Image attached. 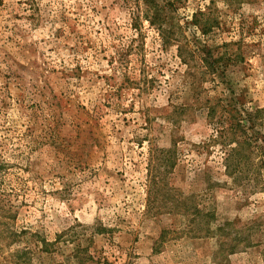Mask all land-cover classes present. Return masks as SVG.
<instances>
[{
	"label": "rangeland",
	"instance_id": "rangeland-1",
	"mask_svg": "<svg viewBox=\"0 0 264 264\" xmlns=\"http://www.w3.org/2000/svg\"><path fill=\"white\" fill-rule=\"evenodd\" d=\"M0 264H264V0H0Z\"/></svg>",
	"mask_w": 264,
	"mask_h": 264
},
{
	"label": "trees",
	"instance_id": "trees-1",
	"mask_svg": "<svg viewBox=\"0 0 264 264\" xmlns=\"http://www.w3.org/2000/svg\"><path fill=\"white\" fill-rule=\"evenodd\" d=\"M241 125H240V123H238L235 127L237 128V127H240ZM221 139H223L224 138V136H222V135H220L219 136ZM226 138V137H225ZM254 141H255V139H254ZM245 141H243V143H244ZM238 152H237V150H236V148H234L233 150H232V154H235L236 155V157H232V156H229L227 159H226V163H225V168L227 169V168H230V174H231V176H236V175H233V174H236V172L241 168V166H240V163H239V160L241 161V157H239V155L237 154ZM231 223L232 222H228L227 224L228 225H230L231 226ZM217 229H220L219 227H217ZM248 229H251V227H249ZM238 231V230H237ZM239 232V231H238ZM243 232V231H242ZM239 235H240V237H241V230H240V232H239ZM239 240L240 239H238V242H239Z\"/></svg>",
	"mask_w": 264,
	"mask_h": 264
}]
</instances>
